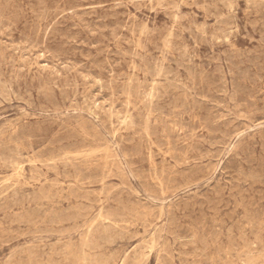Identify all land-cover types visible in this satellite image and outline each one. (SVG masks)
<instances>
[{"label":"rangeland","instance_id":"rangeland-1","mask_svg":"<svg viewBox=\"0 0 264 264\" xmlns=\"http://www.w3.org/2000/svg\"><path fill=\"white\" fill-rule=\"evenodd\" d=\"M0 264H264V0H0Z\"/></svg>","mask_w":264,"mask_h":264},{"label":"bare ground","instance_id":"bare-ground-1","mask_svg":"<svg viewBox=\"0 0 264 264\" xmlns=\"http://www.w3.org/2000/svg\"><path fill=\"white\" fill-rule=\"evenodd\" d=\"M159 5V4H158ZM204 9V8H203ZM146 27V26H145ZM230 28V27H229ZM173 33V32H172ZM141 35V34H140ZM141 40V39H140ZM140 42V41H139ZM170 46V45H169ZM24 62V61H23ZM163 69V68H162ZM137 70V69H136ZM138 73V72H137ZM127 87V86H126ZM163 88V87H162ZM147 132V131H146ZM168 141V140H167ZM69 158V157H68ZM34 159V158H33ZM57 162V161H56ZM156 165V164H155ZM100 220V219H99ZM109 229V228H108ZM81 239V238H80ZM88 245V244H87ZM86 246V245H85ZM100 250V249H99ZM144 262V261H143Z\"/></svg>","mask_w":264,"mask_h":264}]
</instances>
